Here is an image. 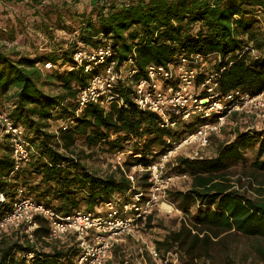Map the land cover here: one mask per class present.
<instances>
[{"label": "trees", "instance_id": "1", "mask_svg": "<svg viewBox=\"0 0 264 264\" xmlns=\"http://www.w3.org/2000/svg\"><path fill=\"white\" fill-rule=\"evenodd\" d=\"M0 2L24 4L34 24L32 29L22 23V29L47 39L42 42L46 48L33 44L32 53L0 42V113L24 127L35 147L31 161L16 170L12 144L2 136L0 123V194L6 197L0 217L12 211L19 190L37 204L69 215L82 207L93 212L113 198L129 199L150 188L148 172L137 174L133 183L128 171L138 165L148 168L205 122L196 118L166 128L160 115L137 107L132 84L147 77L151 65L177 62L183 55L213 56L199 82L216 73L221 97L235 90L250 96L264 92V0H89L90 12L81 10L80 0ZM7 35L14 41L13 32ZM107 44L112 49L107 63L115 61L122 72L117 91L126 106L89 104L78 114L81 93L105 64L86 72L74 55L83 47ZM46 63L54 67L46 70ZM128 69L136 73L128 77ZM49 87L56 91L47 92ZM235 133V140L218 145L213 156L172 159L173 172L189 176L192 183L187 191L168 190L169 201L184 218L179 228L155 241L162 260L178 252L183 264H214V245L225 249L228 258V239L235 236L253 241L252 251L264 261V181L248 194L242 177L233 180L228 174L231 166L245 164L247 151L258 145L249 170L255 178L264 175V128ZM81 140L90 148L127 153V170L118 166L107 176L91 172L77 157ZM152 220L153 214L146 223ZM34 221L39 227L33 242L25 226L0 232V264H26L29 253L34 254L31 264H74L80 253L75 236L52 239L48 220L35 215Z\"/></svg>", "mask_w": 264, "mask_h": 264}, {"label": "built area", "instance_id": "2", "mask_svg": "<svg viewBox=\"0 0 264 264\" xmlns=\"http://www.w3.org/2000/svg\"><path fill=\"white\" fill-rule=\"evenodd\" d=\"M111 55L109 44L92 50L83 47L75 53L77 65H84L86 72L94 66L105 64L102 71L91 78L81 93L78 114L89 104H98L106 109L115 103L118 106H126L124 97L117 91L122 72L117 70L115 61L107 63ZM212 57L201 54L183 55L177 62L151 65L147 77L132 84L133 101L137 107L160 115L163 127L177 128L180 124L196 118L205 120L198 125L195 132L175 144L172 150L161 155L159 160L148 168L135 166V173L148 172L150 175L149 195L137 191L129 199L113 198L93 212L80 209L73 214L62 215L52 208L37 204L31 197H26L23 190H19V197L15 200L12 211L0 217V232L25 226V233L33 242L35 231L39 227L34 221V216L40 215L48 220L52 239L64 240L70 235L75 236L80 253L74 264H106L118 238L138 230L140 224L147 220L155 208L164 203L166 191L174 179L166 176V171L174 157H207L205 149L210 146L213 136L224 132L231 115L257 114L264 120V92L250 96L241 90H235L221 97L218 92V74L207 73L199 82L200 74ZM218 57L220 59V56ZM129 64H133V60H130ZM53 67L52 63L45 64V69ZM135 73V70H126L128 77ZM0 123L3 125L2 136H7L12 144L17 170L31 161L35 147L29 140L26 129L15 125L7 113H0ZM125 154L120 152L119 159ZM137 174H128V178L134 183ZM5 199V195L0 194V206L4 204ZM147 251L158 264H168V255H172L169 252L166 259L162 260L156 246H150ZM33 256L32 253L27 255L26 264H31Z\"/></svg>", "mask_w": 264, "mask_h": 264}, {"label": "rangeland", "instance_id": "3", "mask_svg": "<svg viewBox=\"0 0 264 264\" xmlns=\"http://www.w3.org/2000/svg\"><path fill=\"white\" fill-rule=\"evenodd\" d=\"M80 7L82 11L90 12L92 10L89 0H80ZM28 16V10L24 4L4 5L0 2V42H6L9 48L15 46V51L23 53H32L35 49L33 44H36L37 47H39V50L46 48L42 46V42L45 43L47 39H45L42 34L37 32L36 35L39 36H35V34L31 35L28 30L25 31L22 29V23L30 25L33 29L34 23L32 22V19L28 18ZM7 32L10 34L13 32L14 41L9 39ZM46 91L52 93L56 91V88L49 87L46 88ZM248 128L260 130L264 128V120L260 119L257 114L239 113L229 116L227 128L221 134L213 136L212 144L204 151L205 155H215V149L218 145L235 140V132L238 131V129L244 130ZM257 146L258 145H256L255 149ZM255 149H249L247 151V162L245 164L240 163L231 166L228 169V174L233 180L242 177L244 189L248 194L253 192L251 188L256 187L258 182L264 181V175H259L255 178L251 175L249 170V166L256 156ZM76 150L79 154L77 157L81 159L88 170L97 175H110L116 171L118 166H122L123 169H126L123 160L128 158L127 153L122 159H119V153H110L102 146L90 148L82 140L77 142ZM187 151H189V149ZM159 158L160 157L156 158L154 163L157 162ZM135 172L136 167H133L128 171V174H137ZM166 176L173 177L174 179L166 191L165 198L163 199L164 203L156 207L152 212L153 220L149 225L146 223L147 220L143 221L140 224L139 229L134 233L128 235L125 234L119 237L106 264H151L147 256L148 248L150 246H155V241L164 238L170 230L179 228L181 220L184 218V214L177 208L176 204L169 201L168 190L175 188L177 190L187 191L191 188L192 181L187 175L175 174L171 163H169L167 167ZM150 191V188H148L145 194L149 195ZM166 204L170 205L172 209H166ZM81 209L85 208L82 207ZM228 240L229 248L232 249L228 258L226 257L227 253L225 249L220 247L219 244L214 245L213 251L215 257L212 260L214 264H264V261L256 256L251 249L253 241L235 236L229 237ZM168 256V264H183L180 258L181 254L178 252H172V255ZM153 262L158 264L155 260H153ZM207 263L210 264V261ZM200 264H205V262Z\"/></svg>", "mask_w": 264, "mask_h": 264}, {"label": "bare ground", "instance_id": "4", "mask_svg": "<svg viewBox=\"0 0 264 264\" xmlns=\"http://www.w3.org/2000/svg\"><path fill=\"white\" fill-rule=\"evenodd\" d=\"M165 206H166V209H168V210H171L172 209L171 206L168 205V204H166Z\"/></svg>", "mask_w": 264, "mask_h": 264}]
</instances>
